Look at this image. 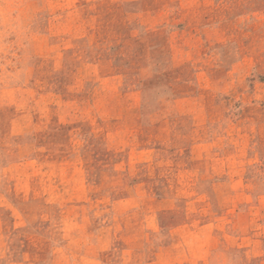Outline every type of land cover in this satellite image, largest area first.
<instances>
[{"label": "rangeland", "instance_id": "1", "mask_svg": "<svg viewBox=\"0 0 264 264\" xmlns=\"http://www.w3.org/2000/svg\"><path fill=\"white\" fill-rule=\"evenodd\" d=\"M0 264H264V0H0Z\"/></svg>", "mask_w": 264, "mask_h": 264}]
</instances>
